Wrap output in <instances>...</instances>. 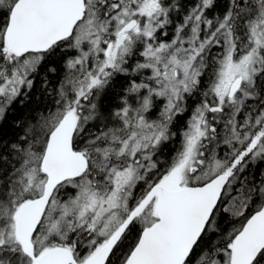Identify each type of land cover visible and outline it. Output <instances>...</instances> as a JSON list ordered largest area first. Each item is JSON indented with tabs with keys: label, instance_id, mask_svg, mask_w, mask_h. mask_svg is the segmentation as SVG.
<instances>
[{
	"label": "snow or ice",
	"instance_id": "snow-or-ice-1",
	"mask_svg": "<svg viewBox=\"0 0 264 264\" xmlns=\"http://www.w3.org/2000/svg\"><path fill=\"white\" fill-rule=\"evenodd\" d=\"M34 99L0 264H264V0H0V128Z\"/></svg>",
	"mask_w": 264,
	"mask_h": 264
},
{
	"label": "trees",
	"instance_id": "trees-1",
	"mask_svg": "<svg viewBox=\"0 0 264 264\" xmlns=\"http://www.w3.org/2000/svg\"><path fill=\"white\" fill-rule=\"evenodd\" d=\"M123 79V78H121ZM36 93L39 92V81H37V86L36 89L34 90ZM108 100L109 98H106L104 101L105 107L108 106ZM38 100H33L31 103H28L27 106H21L11 112L7 118V120L3 123L2 128H0V134H2V137L6 140H14L16 139L20 134H22V129L17 128L15 126V121L17 120H25L27 119L30 114H34V110L36 107L39 105ZM184 118H181L183 120ZM179 147L178 143V137L177 141L172 142L171 144L165 146L164 152H163V157H169L172 154H174L175 148ZM250 171L252 174H254L258 179L260 178V173L264 172V163L262 162H257L254 165H250ZM223 226L225 229L230 227L231 223V218L228 216V214H224L223 217Z\"/></svg>",
	"mask_w": 264,
	"mask_h": 264
}]
</instances>
